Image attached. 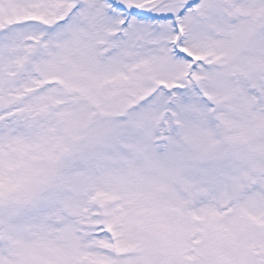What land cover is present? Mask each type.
Here are the masks:
<instances>
[{"label":"snow or ice","instance_id":"1","mask_svg":"<svg viewBox=\"0 0 264 264\" xmlns=\"http://www.w3.org/2000/svg\"><path fill=\"white\" fill-rule=\"evenodd\" d=\"M0 264H264V0H0Z\"/></svg>","mask_w":264,"mask_h":264}]
</instances>
